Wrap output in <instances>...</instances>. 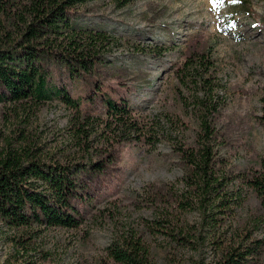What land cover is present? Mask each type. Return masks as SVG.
<instances>
[{
    "label": "rangeland",
    "instance_id": "374dc122",
    "mask_svg": "<svg viewBox=\"0 0 264 264\" xmlns=\"http://www.w3.org/2000/svg\"><path fill=\"white\" fill-rule=\"evenodd\" d=\"M74 14L78 24L113 38L100 76L131 88L124 94L140 127L122 132L99 112L81 120L55 100L0 102V151L29 149L72 163L112 148L118 156L112 178L88 198L79 228L0 222V264H15L18 256L33 264H104L111 242L138 237L153 264H217L224 243L244 249L257 240L262 251L251 264H264V213L246 184H230L243 201L216 227L203 206L175 202L190 195L177 151L195 139L201 108L214 113V149L228 171L264 160V0H93ZM74 125L87 130L94 155L80 149ZM164 222L182 245L149 226L162 229ZM21 235L29 239L18 243Z\"/></svg>",
    "mask_w": 264,
    "mask_h": 264
},
{
    "label": "trees",
    "instance_id": "16d2710c",
    "mask_svg": "<svg viewBox=\"0 0 264 264\" xmlns=\"http://www.w3.org/2000/svg\"><path fill=\"white\" fill-rule=\"evenodd\" d=\"M90 1L93 0H0V102L40 106L55 100L79 113L81 120L99 112L122 132L139 129L134 109L124 94L131 88L120 81L111 84L100 76V66L109 62L105 51L113 38L102 28L75 21L78 6ZM200 56L210 71L208 56ZM262 108L259 119L264 124V98ZM212 115L211 109L201 108L195 139L177 151L185 171L182 182L190 195L185 199L177 197L175 202L182 209L196 203L203 206L211 226L216 227L213 223L220 224L222 214L234 215L243 201L231 183L246 184L264 213V160L249 170L228 171L224 158L217 156L214 149L218 133ZM73 128L80 149L90 151L87 130L82 125ZM89 155L94 154L90 151ZM97 155L95 160L72 163L46 160L29 149L1 150L0 222L8 228H79L85 220L88 198L96 197L102 182L112 178L118 158L113 148ZM165 223H161L162 229L149 226L182 245ZM28 239L21 235L16 241ZM243 248L224 243L217 264H251L262 251L259 240ZM105 252L107 260L99 263L153 264L144 238L113 241ZM22 257L18 256L15 264H33L19 262Z\"/></svg>",
    "mask_w": 264,
    "mask_h": 264
}]
</instances>
